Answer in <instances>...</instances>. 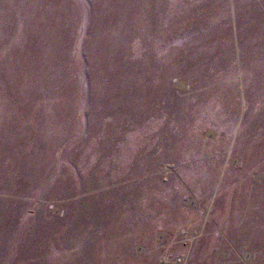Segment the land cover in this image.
<instances>
[{
	"label": "rangeland",
	"instance_id": "374dc122",
	"mask_svg": "<svg viewBox=\"0 0 264 264\" xmlns=\"http://www.w3.org/2000/svg\"><path fill=\"white\" fill-rule=\"evenodd\" d=\"M0 264H264V0H0Z\"/></svg>",
	"mask_w": 264,
	"mask_h": 264
}]
</instances>
